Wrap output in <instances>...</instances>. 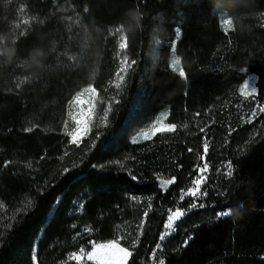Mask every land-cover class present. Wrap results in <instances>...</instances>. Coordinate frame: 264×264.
I'll return each instance as SVG.
<instances>
[{
  "label": "trees",
  "instance_id": "1",
  "mask_svg": "<svg viewBox=\"0 0 264 264\" xmlns=\"http://www.w3.org/2000/svg\"><path fill=\"white\" fill-rule=\"evenodd\" d=\"M0 37V264H33V250L35 264H72L142 219L136 245L121 242L128 264H264V0H0ZM88 86L98 115L71 144L70 104ZM162 113L176 130L132 143ZM200 175L204 195L181 199Z\"/></svg>",
  "mask_w": 264,
  "mask_h": 264
},
{
  "label": "snow or ice",
  "instance_id": "2",
  "mask_svg": "<svg viewBox=\"0 0 264 264\" xmlns=\"http://www.w3.org/2000/svg\"><path fill=\"white\" fill-rule=\"evenodd\" d=\"M224 24L226 25V30L232 28V22L230 20L225 21ZM127 62L121 61L120 71L121 72H127ZM180 66V59L179 57H176L171 62V68L172 70L178 71L180 77H185V71ZM125 80V76L121 75L120 72H117L116 74V80L113 82L116 89H120L122 87V84ZM242 93L245 96H251L256 93V88L253 86L251 90L249 91V81L245 80L243 87L241 89ZM87 95L88 99L86 101L87 107L83 108L81 107L78 112L75 114L70 110L68 115L73 122V127L71 130H68L67 124H65V134L70 137L69 143L79 145L81 140L87 136L91 130H92V124L94 119V114L97 109V93L96 89L88 88L84 89L81 93H77V96L74 97L72 104L73 105H82L85 103V101L81 100L80 97ZM112 110L111 104H109L107 107L103 109V117L102 120L106 123L107 117L109 112ZM260 112H264V107L259 108ZM258 113L256 111H253L251 113V116L249 117V122H251L252 118H254ZM166 115L162 116L161 118L157 119L156 122H154L151 127L144 131L142 130L137 134V137H133L132 143H139L140 140H149L153 136H155L157 133H171L176 130L177 125L176 124H164V119H166ZM28 131H31V129H28ZM201 131H204V129H201ZM191 151V149H189ZM208 151V145L207 143L204 144V152L207 153ZM203 159V157H201ZM113 163L119 164L121 167L124 165L121 163V161H114ZM31 167V165H29ZM229 169H231V165L229 164ZM208 169V164L205 163L203 165V168L200 170L201 173H203L205 170ZM65 172L69 171L68 169L64 170ZM229 176L232 175L231 170L227 173ZM157 180L160 183V187L162 189H167V187L175 182V177L171 179H164L161 176L156 177ZM132 179H136L135 176L132 177ZM205 177L203 175L198 176L192 181V187H190L187 192L181 193V199H183L185 196H191L194 198H199L204 193H201L200 188L201 184L204 182ZM133 200L137 199L136 197H132ZM29 204L31 201L28 202ZM27 205H25V208ZM82 207V205H81ZM192 207H196L195 204L192 205ZM203 207V205H201ZM149 209H151V204L149 203ZM24 209H21L23 211ZM230 213L229 210H225L222 212L217 213V218H220L221 216H228ZM146 214V213H145ZM185 213L180 209L177 208L176 211L169 210V214L167 216V222L165 224L166 231L160 235V240L163 241L165 239L166 235H169L171 232L175 231L174 224L177 220H179ZM191 239V237H189ZM161 247V244H157L156 248L159 249ZM133 255L132 252L128 250V248L122 247L120 245L119 240H112L107 243H92V250L90 252L85 253L84 249H80V254H72L70 259L75 261H81L85 258L89 261H94L95 264H127L129 258ZM155 255V253H154ZM37 260L36 251L33 250L32 252V261L33 264H35ZM159 264H165V261L161 259L159 261Z\"/></svg>",
  "mask_w": 264,
  "mask_h": 264
},
{
  "label": "rangeland",
  "instance_id": "3",
  "mask_svg": "<svg viewBox=\"0 0 264 264\" xmlns=\"http://www.w3.org/2000/svg\"><path fill=\"white\" fill-rule=\"evenodd\" d=\"M222 23H223V26H224V29L226 30V25L224 24V22L225 21H228V20H230L231 22H232V26H233V20L229 17V15L228 14H225V13H222ZM230 29H228V30H226V31H229ZM118 32L119 33H121V45H122V48L124 49V51L127 49V39H126V36H125V34L123 33V31H122V29H120V30H118ZM179 37H180V29L178 28L177 29V33H176V35H175V37H174V39L172 40V41H170L169 43H168V45H170L171 47L172 46H174V48H175V46H176V43H177V41H178V39H179ZM177 56H176V54H175V52L173 53V57H172V60L173 59H175ZM122 61H125V62H127V68H128V70L130 69V67H131V63L129 62V59H128V57L127 56H125L124 58H123V60ZM179 67H181V64H180V66ZM128 70H127V72H128ZM127 72H121L120 71V74L121 75H124V76H126V73ZM177 73H178V71H176ZM247 80L249 81V91L251 90V88L254 86L255 88H256V90H257V87H256V77L254 76V75H249L248 76V78H247ZM244 84V83H243ZM243 84L241 85V87H240V93L241 94H243L242 93V91H241V89H242V87H243ZM94 86H88V87H86L85 89H88V88H93ZM95 88V87H94ZM96 89V88H95ZM83 91V90H82ZM81 91V92H82ZM81 92H79V93H81ZM257 92V91H256ZM96 93H97V99H96V103H97V109H96V112H95V114H94V119L96 118V116L98 115V110H99V106H98V102H99V95H98V91L96 90ZM244 95V94H243ZM77 96V95H76ZM75 96V97H76ZM245 96V95H244ZM80 99L81 100H83V101H85V103L84 104H82V105H73L72 104V102H73V100H72V102H71V104H70V109H69V111L71 110L74 114L76 113V112H78L79 110H80V108L81 107H83V108H86L87 107V103H86V101H87V99H88V97H87V95H84V96H82V97H80ZM166 115V117L168 116V113H162L161 115H159L157 118H156V120L157 119H159V118H161L162 116H165ZM94 119H93V121H94ZM102 119V118H101ZM167 119V118H166ZM166 119H164V124H167L166 123ZM156 120L154 121V122H156ZM67 126H68V130L70 131L71 130V128L74 126L73 125V122L71 121V119H70V117L68 118V121H67ZM152 125V124H151ZM151 125L149 126V127H147V128H145V129H142V130H144V131H146V130H148L150 127H151ZM142 130H139L138 132H136L134 135H133V137H137V134L139 133V132H141ZM86 137V136H85ZM84 137V138H85ZM133 137H132V139H133ZM83 138V139H84ZM138 138V137H137ZM82 139V140H83ZM139 139V138H138ZM82 140H81V142H82ZM140 141H143V140H140ZM80 142V143H81ZM80 209H81V205L80 206H78L77 207V211L79 210L80 211ZM142 226H143V219H142V221L140 222V224H139V222H136V223H134V224H128V225H126V226H123V228H121L120 229V232H119V237H120V239H119V242H120V245L122 246V247H124V245H122L121 244V242H123V243H126V244H130V246H132V247H134L135 245H136V239L138 238V235H139V233L141 234V232H142ZM99 243H107V242H98V244ZM126 248V247H125ZM129 250V249H128ZM130 252H131V250H129ZM129 261V260H128ZM72 264H95V262L94 261H89V260H87V258H86V256H85V258L83 259V260H81V261H75V260H72L71 259V261H70ZM127 264H128V262H127Z\"/></svg>",
  "mask_w": 264,
  "mask_h": 264
},
{
  "label": "clouds",
  "instance_id": "4",
  "mask_svg": "<svg viewBox=\"0 0 264 264\" xmlns=\"http://www.w3.org/2000/svg\"><path fill=\"white\" fill-rule=\"evenodd\" d=\"M132 18H133V20L136 21L137 24H139L140 20L143 19V14L140 13V11L137 9V10H135V12L132 14ZM4 42H5V38H4V37H0V45H3ZM231 214H232V211L230 210L229 215H231Z\"/></svg>",
  "mask_w": 264,
  "mask_h": 264
}]
</instances>
